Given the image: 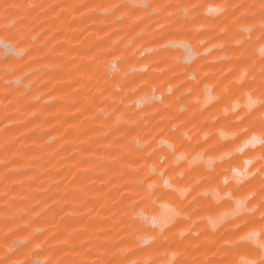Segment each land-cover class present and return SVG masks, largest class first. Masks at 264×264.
Returning a JSON list of instances; mask_svg holds the SVG:
<instances>
[{
    "label": "rangeland",
    "instance_id": "obj_1",
    "mask_svg": "<svg viewBox=\"0 0 264 264\" xmlns=\"http://www.w3.org/2000/svg\"><path fill=\"white\" fill-rule=\"evenodd\" d=\"M0 264H264V0H0Z\"/></svg>",
    "mask_w": 264,
    "mask_h": 264
},
{
    "label": "bare ground",
    "instance_id": "obj_2",
    "mask_svg": "<svg viewBox=\"0 0 264 264\" xmlns=\"http://www.w3.org/2000/svg\"><path fill=\"white\" fill-rule=\"evenodd\" d=\"M77 137V136H76ZM73 138H74V136H73ZM75 139V138H74ZM77 139V138H76Z\"/></svg>",
    "mask_w": 264,
    "mask_h": 264
}]
</instances>
